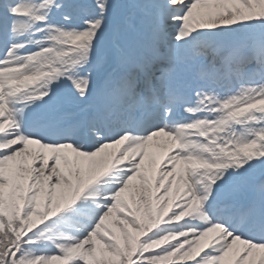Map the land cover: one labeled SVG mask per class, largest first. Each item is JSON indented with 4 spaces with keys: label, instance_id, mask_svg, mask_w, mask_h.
Masks as SVG:
<instances>
[{
    "label": "snow or ice",
    "instance_id": "obj_1",
    "mask_svg": "<svg viewBox=\"0 0 264 264\" xmlns=\"http://www.w3.org/2000/svg\"><path fill=\"white\" fill-rule=\"evenodd\" d=\"M0 264H264V0H0Z\"/></svg>",
    "mask_w": 264,
    "mask_h": 264
}]
</instances>
